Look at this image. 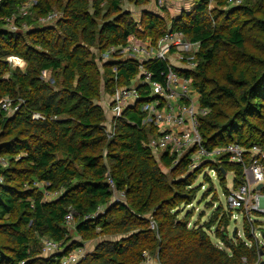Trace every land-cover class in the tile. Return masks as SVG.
Instances as JSON below:
<instances>
[{"label": "trees", "instance_id": "obj_1", "mask_svg": "<svg viewBox=\"0 0 264 264\" xmlns=\"http://www.w3.org/2000/svg\"><path fill=\"white\" fill-rule=\"evenodd\" d=\"M27 1L0 0V264H61L72 250L93 242L77 264H142L145 253L162 264H261L264 245L243 242L237 233L231 239L230 215L222 209L203 225H190V214L180 217L179 208L194 199L195 175L215 168L229 193L226 174L235 172L237 188L244 182L243 166L221 158L191 171L189 156L177 165L169 153L158 157L147 145L154 131L142 126L137 109L125 111L109 138L98 102L102 79L113 93L136 68L119 66L116 80L111 67L101 72L91 48L104 52L132 34L156 42L169 27L183 31L201 42L198 67L180 72L209 109L201 119L203 145L264 147V0H195L181 16L143 12L139 23L123 0H36L31 15L18 17ZM54 10L60 19L38 21ZM11 19L30 28L11 31ZM9 55L24 59L27 68H13ZM152 69L158 77L166 64ZM5 97L13 100L12 111L1 108ZM34 113L45 118L33 119ZM45 191L58 197L47 200ZM117 193L125 201L116 202ZM99 207V216L86 219ZM69 211L77 239L65 221ZM249 223L244 234L253 243ZM43 238L61 243L63 253L46 256Z\"/></svg>", "mask_w": 264, "mask_h": 264}, {"label": "built area", "instance_id": "obj_2", "mask_svg": "<svg viewBox=\"0 0 264 264\" xmlns=\"http://www.w3.org/2000/svg\"><path fill=\"white\" fill-rule=\"evenodd\" d=\"M152 1L162 12L169 9L174 2V0ZM230 2L238 5L241 0H230ZM35 3L36 0L27 1L19 8L16 15L21 18L31 15ZM61 16V12L54 10L40 16L38 21L43 24L53 23ZM8 27L14 32L27 31L30 28L27 22H23L20 26L12 19ZM200 49L201 42H193L183 31L169 27L156 42L149 37L141 38L132 34L128 36L125 44L111 45L101 52L99 56L101 68L104 70L105 67H111L116 80L119 66L129 64L136 68V73L129 79L128 84L117 86L113 93L106 92L105 89L102 91V94L104 92L107 94L105 98L108 106L107 134L109 137L113 136L111 129H115L117 120L127 109L139 110L143 114L142 126L154 131L147 145L158 157L169 153L170 156L175 157L173 164L177 165L184 157L189 156L191 171L198 170L208 161L218 162L221 158L241 164L244 182L237 188L232 187L229 190L228 207L230 210H242L247 215L250 212L264 213V147L260 145L245 147L238 142H232L209 150L203 145L201 119L208 114L209 109L201 105V92L192 84L191 79L181 73L190 72L198 67L197 57ZM7 61L13 68L21 70L27 68L26 61L19 56L9 55ZM158 62H164L166 69L161 70L160 75L156 77L157 73L152 66ZM12 103L10 97H5L1 102V108L7 112L12 111ZM19 106L20 102L15 110ZM41 118L45 117L34 113L33 119ZM210 169L217 177V170L211 167ZM259 185L263 186L259 189ZM44 194L45 198L51 194L50 198L58 197L57 192L45 191ZM119 194L121 193L116 195ZM102 211L103 208L99 207L86 219L97 217ZM65 221L68 226L75 223L72 211L66 214ZM249 222L251 223L250 220ZM42 249L46 256L62 254L64 251L61 243L48 238H43ZM87 251V245L76 248L61 259V264H77L85 259ZM144 256L146 260L142 264H162L160 259L148 253Z\"/></svg>", "mask_w": 264, "mask_h": 264}, {"label": "rangeland", "instance_id": "obj_3", "mask_svg": "<svg viewBox=\"0 0 264 264\" xmlns=\"http://www.w3.org/2000/svg\"><path fill=\"white\" fill-rule=\"evenodd\" d=\"M151 2L152 0H147L144 4H137L136 0H123V9L130 11L133 9L135 12V19L140 21L141 17H139L138 13L140 12V6L141 5H147ZM195 0H174L173 3H171L169 9H165V11H169L170 15L172 16H181L182 13L185 12H190L192 8L194 7ZM214 3L210 1V7H212ZM234 6V5H233ZM164 13V12H163ZM162 13V14H163ZM161 14V15H162ZM171 18V17H170ZM170 26V24H169ZM148 38V37H147ZM151 38V37H149ZM152 39V38H151ZM93 54L97 57V62L99 63V56L101 52L98 50L97 47L91 48ZM100 68L102 67L101 64L99 63ZM101 72L104 74V70L101 68ZM47 79L54 83L53 79L51 78V74L48 75ZM106 86V81L105 79H102V88L101 92L103 89H105ZM120 86H123V83L120 84ZM106 92H104L101 95V98L99 99L100 105L105 108V111L108 110L107 103L105 102L106 98ZM104 100V101H103ZM106 118L108 119V116L106 115ZM107 122V120H106ZM109 128V127H107ZM110 131V129H109ZM113 136L115 135V129H111ZM112 137V136H110ZM109 137V138H110ZM167 171V168L165 169ZM205 175H208L210 177L211 181H208L207 178H205ZM196 176V175H195ZM193 178L192 184L190 186L191 190H196L195 191V196L191 204H183L179 210H180V217H185L186 215L190 214L191 215V221L190 225H203L205 222L211 219L213 215L217 212L218 209H222L224 212H226L228 215H230V225L228 227V235L231 239L234 241L236 240V237H233V232L235 229H237V234L238 237L242 239V241H246L249 244H254L255 242L258 245H264V213H258V212H250L248 215L246 212L242 210H234L230 211L228 207V193L224 190V187L221 184L220 179H218L216 176H214L213 172L211 171L210 167H205L197 176ZM186 178V176H183ZM235 179L236 175L235 172H229L226 174V186L227 189L230 190L232 187L235 185ZM27 188H32L30 184H26ZM40 187L43 188L42 184H40ZM52 195V194H51ZM50 195V196H51ZM49 197H46L45 199L51 200L53 199ZM115 201H125L124 195H116L115 196ZM233 214V215H231ZM223 215V213H221ZM251 221V230L253 231L255 235V241L252 243L250 242L246 237H245V221L246 220ZM248 220V222H249ZM70 233L72 236L76 238L75 234V223H71L69 225ZM211 238L214 243L217 244L222 249L228 250L224 244L219 241L213 231H209ZM41 241V240H40ZM42 243V242H41ZM88 250L91 251L93 250L96 245V242L93 243H86ZM42 246V245H41ZM43 253V251H42ZM158 259V256L156 257Z\"/></svg>", "mask_w": 264, "mask_h": 264}, {"label": "crops", "instance_id": "obj_4", "mask_svg": "<svg viewBox=\"0 0 264 264\" xmlns=\"http://www.w3.org/2000/svg\"><path fill=\"white\" fill-rule=\"evenodd\" d=\"M139 8H140V12L138 13L139 17L142 16V13L143 12H149V13H153V14H157V15H161L163 13L161 11V9H159L158 6L154 2H151V1H150L149 4H147V5H141ZM131 11H134V10L131 9L129 12H131ZM131 13H132V16L135 18L136 17L135 12H131ZM162 15H164V13ZM176 16H178V15H176Z\"/></svg>", "mask_w": 264, "mask_h": 264}, {"label": "water", "instance_id": "obj_5", "mask_svg": "<svg viewBox=\"0 0 264 264\" xmlns=\"http://www.w3.org/2000/svg\"><path fill=\"white\" fill-rule=\"evenodd\" d=\"M221 170H222V172H223L224 174L227 173L226 170H224V168H221ZM262 186H263V185H259L258 188L260 189ZM236 232H237V229L234 230V232H233V237H236ZM261 264H264V261H263Z\"/></svg>", "mask_w": 264, "mask_h": 264}, {"label": "clouds", "instance_id": "obj_6", "mask_svg": "<svg viewBox=\"0 0 264 264\" xmlns=\"http://www.w3.org/2000/svg\"><path fill=\"white\" fill-rule=\"evenodd\" d=\"M27 63V62H26Z\"/></svg>", "mask_w": 264, "mask_h": 264}]
</instances>
